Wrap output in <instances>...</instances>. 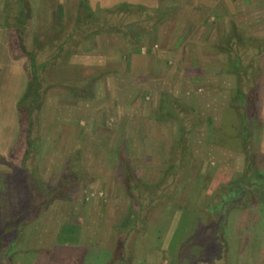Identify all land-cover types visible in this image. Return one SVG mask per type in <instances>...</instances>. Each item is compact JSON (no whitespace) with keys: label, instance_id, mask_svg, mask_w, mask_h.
I'll return each instance as SVG.
<instances>
[{"label":"rangeland","instance_id":"374dc122","mask_svg":"<svg viewBox=\"0 0 264 264\" xmlns=\"http://www.w3.org/2000/svg\"><path fill=\"white\" fill-rule=\"evenodd\" d=\"M5 1L0 0V10ZM21 1L24 3L25 0H8L11 5L10 11L14 15L18 7L22 6ZM32 8L36 10L35 13L41 12L42 16L49 19L42 21L40 25L38 21L31 22L30 27L33 30H36V27L41 30L44 28L52 30L58 25L61 26V22L55 20L54 8L48 9L51 16L42 13L44 10L41 5ZM72 11L78 14L83 12V9L78 10L77 7H73ZM142 16V14L126 15L125 20H127L122 21L120 17H123V14L120 9H116L113 13L106 12L98 15V20L94 21L93 25L89 23L90 26L88 27V24L87 29L99 32L112 28L120 32L125 25L129 24L137 29L140 23L132 24L135 22L132 20L136 17L143 19ZM35 19H39L38 14L35 15ZM70 22L74 23L72 20ZM119 32L112 41L122 39L118 36ZM4 36L5 31L1 29V61L4 55L2 46L6 43ZM9 41L13 58L23 64L26 72L28 80L26 92L29 90L31 80L29 60L16 36H12ZM259 43L261 42H257V46ZM75 58L74 64L49 69L46 79L48 82L67 79L71 81L100 75V82L95 84L94 88L95 98L84 100L65 89H50L48 94L44 95L45 103L39 115L41 125L39 126V147H42V153L37 159L33 158L32 162L39 163L43 184L58 186L60 180L67 175L66 165L70 164L67 161L73 149L72 140L75 139V134L65 133L63 140L59 141L61 132H70V127H76V122L79 123L77 129L82 127L83 133L77 146L79 157L76 174L87 173L90 176L89 192L78 194L74 201L57 200L62 207L61 212L58 210L59 219L57 214L55 215V212L49 211L48 208V212H42L26 230L3 223L8 228L4 227L0 230L4 234L1 237L2 243L15 239L11 249L13 253L10 254L14 264H264V146L261 141V131L264 126V77L262 85L251 87L256 99L249 100L252 102L249 105L245 102L237 104L239 102L237 88L239 84H241L240 89L248 88L250 84L254 86V84L250 79L249 81L235 79V86H231L234 101L230 104L233 109L236 108L233 114L235 118L229 120V116L227 117L224 111H216L221 112V116L227 117L226 121L220 122L216 118L215 123L218 121L221 124L218 127H212L210 135L206 136L207 143H214L215 140L221 142L222 137L235 139L232 144L236 150L228 148L222 151H209L198 149L196 146L190 149L194 156L192 162H196L195 173L185 176L179 192L173 193L176 189L174 181L168 193H161L160 199V194L157 193V201L155 200L152 209L146 208L142 212L148 220L141 218L138 225L133 226L134 231H131L129 228L134 224L133 213L136 211L140 213V209L136 208L134 193H129L128 187L137 184L135 178L140 181L138 183L146 182L155 189L159 186V189L167 187L161 180L167 167H171L167 166V163L175 153V146L178 144L170 142L175 135L172 130L174 124L169 123L163 116L168 110L170 113L180 112L183 115L176 120L184 123L188 118L187 111H184L183 103H179L177 98L167 93L162 95L156 92L162 86V80L154 81L153 84L149 83L150 85L137 84L133 79L131 80L130 76L124 81L120 79L103 81L102 77L105 75L101 72L102 70H97L93 74L78 69L77 67L83 62ZM91 61L93 63V59ZM259 64L260 59L256 57L255 65L258 67ZM140 71L146 72L147 69ZM6 86L5 90L9 91L8 82ZM229 87L225 85L221 86V89ZM5 94L6 92L2 95ZM126 99L128 101H125ZM136 99L138 102L135 101ZM107 101L108 104L113 102L114 110L109 109V112L104 110ZM29 102L30 99L26 104ZM115 103H117L116 106ZM120 103L122 109L123 105L128 106L124 116L126 124L123 123L127 125L129 132L127 135L121 134L125 139L122 142L119 130L116 129ZM136 103H140L138 110L135 108ZM247 108L253 111V116L247 113ZM139 110L141 112L144 110L145 115L148 113L149 119L151 114L155 113L157 119L159 117L162 120L161 122L155 119V122L156 125L161 123L160 127L164 129L157 126L153 130L159 133L157 138L161 141H153L149 136L151 131L148 129L151 126L148 124L147 127L145 126L146 117L136 119L134 111L138 114ZM236 111L240 119H237ZM149 119L147 120L150 124ZM135 125H138L142 133L147 130L148 135H140L141 139L134 136L136 143L134 147V144L127 142L128 139L133 138ZM189 126H181L184 142H182L183 145L179 144V148L182 145L183 148L189 149L192 144L199 143L191 144L189 141L186 131L193 129V126ZM242 127L244 128L242 132L246 133L244 135L246 142L249 141V136L251 141L247 142L245 149L238 151L241 145L236 138ZM147 136L150 137L149 140ZM53 144L56 149L60 147L52 151L50 147ZM117 151L124 156L120 160L121 163ZM23 153L24 151L18 157L13 155L14 160L20 163ZM179 154L181 157H178L182 158L184 152ZM188 169L193 171L192 167ZM8 171H12L11 167L1 162L0 173ZM2 176L3 174L0 175V180L4 179ZM188 176L191 178L190 181H186ZM130 178L135 182L129 185ZM75 179L69 180L71 182L68 183V187L78 185L75 182L78 179ZM3 190L4 187L1 192ZM139 192L144 195V207H146L150 193L142 188ZM7 194H4L5 196L1 194L2 197H0V213L4 217L11 209L10 205L15 202L14 193H11V197ZM178 208L191 210L190 223L182 234L175 230L181 217V211ZM134 209L137 210L134 211ZM57 219L63 223L58 231L54 229ZM73 223L77 228L70 230L67 226H74ZM157 227L163 232L158 242L149 234L151 229L158 231ZM18 231L19 233L24 231L20 241L17 240ZM4 248L5 246H2L0 255ZM3 262V257H0V264Z\"/></svg>","mask_w":264,"mask_h":264},{"label":"crops","instance_id":"0c3cea01","mask_svg":"<svg viewBox=\"0 0 264 264\" xmlns=\"http://www.w3.org/2000/svg\"><path fill=\"white\" fill-rule=\"evenodd\" d=\"M26 1L31 7L41 5L54 8L57 16L55 20L61 22V26L58 25L57 28L65 25L66 21L76 20L77 13L72 11V8L77 7L79 10L80 5H85L86 9L97 16L120 9L123 14V17H120L122 21L127 20H125L126 15L142 14L143 19L137 17L134 20L130 19L135 21L132 24L140 23L137 29L129 24L125 25L120 32L112 28L95 32L87 40L86 48L76 50L67 64H74V58L78 57L75 60L79 59L83 62L77 67L78 69L93 74L97 70H102L101 72L105 75L102 77L103 81L110 79L124 81L130 76L131 80L133 79L137 84L150 85L149 83L153 84L154 81L162 80V86L156 92L162 95L167 93L177 98L179 103H183L184 111H187L190 118L188 120L185 117L187 120L185 119L184 123L177 122L176 118L183 114L166 111L163 118L174 124H172V130L175 135L170 142L175 144L184 142L181 126L190 125L189 127L193 126V129L186 131V135L189 136L191 144L199 143L192 144L189 149L196 146L198 149L209 151H222L228 148L236 150L232 144L235 139L222 137L221 142L215 140L214 143H207L206 136L210 135L212 127H218L221 124V120L226 121L228 116L229 120L235 118L233 115L235 110L230 106L234 101L231 86H235V79H238L235 71L239 70V65L251 71L257 68L264 70V0H84L82 3L81 0ZM35 11L31 14L32 22L38 20L35 19L36 14H41ZM42 13L50 15L48 9ZM45 20L49 19L42 16L41 22ZM97 20L98 18L95 21ZM117 32L122 39L114 42L112 38L117 37ZM4 38L6 42L2 46L4 55L2 61L0 60V157L11 164L22 166L27 156L25 144L18 142L17 104L25 94L28 80L23 64L14 59L10 53L6 31ZM257 39L260 40L257 41ZM257 42H261L259 43L261 45L257 46ZM238 53L241 54V59ZM259 53L260 64L257 67L255 63ZM141 69H147V71L142 72ZM6 82L10 84L9 91L4 88L7 87ZM225 85L230 87L221 89V86ZM112 101L109 104L108 101L107 104L105 103L106 112H109V109H115ZM135 101L138 102L137 99ZM139 104L136 103L135 108H139ZM126 107L128 106L123 105L122 109L121 103L119 104V121L116 129L118 128L120 135H127L129 132L127 125L125 126ZM218 110L224 111L227 117L221 116V112L217 113ZM134 113L137 120L139 117H146L145 126L147 127V124L151 126L148 129L151 131L149 136L153 141H161L157 138L159 133L153 132L161 124L156 125L155 119L157 121L161 119L159 117L157 119L155 113H152L149 119L148 113L143 114L144 110L143 112L139 110V115L137 111ZM216 118L220 122L215 123ZM147 119L150 120V124ZM237 119H240L239 114ZM162 126L164 127V124ZM165 127H167L166 124ZM243 129L242 127L238 131V138H236L241 145L238 151L245 149L247 142L251 141L249 136V141L246 142V136H244L246 133L242 132ZM165 131L168 130L165 129ZM76 133L77 125L70 127V132H67L72 135ZM140 135H148V131L142 133L138 125H135L133 138L128 139L127 143L134 144L135 147V138L141 139ZM149 136H147L148 140ZM261 136L262 140H260L264 146V126ZM73 143L74 140L72 145ZM184 147L187 146L184 145ZM23 151L21 162L14 160L13 155L18 157ZM11 164L7 165L11 167ZM59 204L58 201H54L49 207V211L55 212L58 219V210L59 212L62 210ZM58 219L54 224V229L57 231L63 225Z\"/></svg>","mask_w":264,"mask_h":264},{"label":"trees","instance_id":"16d2710c","mask_svg":"<svg viewBox=\"0 0 264 264\" xmlns=\"http://www.w3.org/2000/svg\"><path fill=\"white\" fill-rule=\"evenodd\" d=\"M83 1L84 0H81V3ZM20 5L22 6L18 7L17 13L14 15V13L10 11L11 5L8 3V0L4 2V5H2L3 7L0 10V29L6 31L8 35V42H10L9 40L12 36H16L18 38L19 44L24 50L29 60V69L31 75V80L29 82V90L25 92L24 96L17 104L19 121L18 142L19 144H25L27 157L25 158L24 164L22 166H16L13 163L11 164L5 158L0 157V162L11 164L12 169V171L10 172L0 173V175L3 174L2 177H4L3 180H0V192L2 187H4L3 192L0 193V197H2L1 194L5 196L6 193H8L7 196L9 195V197H11V193H14L13 196L15 198V202L10 205L11 209L8 210L7 216L4 217L0 213V221H2L0 230H3V228L5 227V223H9L11 227L16 226V228H23L26 230L27 227H31L35 218L41 215L42 212L47 211V209L51 206L54 201H57L59 199L74 201L78 194L86 193L89 190L88 184L90 176H88L87 173L76 174V167L78 162L77 159L79 157V150H77V146L80 140L82 139V127L78 128L77 133L74 135L75 139L73 143V149L70 152V155L68 157L69 160L67 161V163L70 164L66 165L68 169V171L66 172L67 175L60 180L61 182L58 186L51 184L49 185L45 183L43 184V181H41L40 178L41 169L39 163H33L32 159H37L38 156H41L42 153V147H39V126H41L39 121V115L40 110L42 109L43 104L45 103L44 95H47L50 89H65L69 92L74 93L76 97H80L84 100H94L95 84H97V82H99V80L101 79L99 78L100 75L97 77L91 76L87 79L71 81L67 79L64 81L48 82L46 79V74L49 69L56 67L58 68L60 66L66 65L76 50H82L86 48L87 39H89L95 33L87 28L90 26V24H94V21L97 19V15H95L94 13L92 14L89 9L85 8V5H80V8L83 9V12L77 14V18L76 20H74L73 24H71L69 20L66 21L65 25L60 28L52 30H46V28H44V30H41L36 27V31L30 27V24L32 22L31 14L34 11L33 8L29 4V2L27 3L26 0L24 1V3L21 1ZM42 8L43 10L49 9V7L45 6H42ZM38 16L39 19L37 21L40 25L42 15L38 14ZM9 48L11 55H13V50L10 44ZM238 55L241 59V54L238 53ZM259 55L260 53L257 54V57ZM239 61L241 62V60ZM249 71L251 73H249ZM235 74L238 76L239 80L246 79V81H249L250 79V81L254 84V86L250 84L248 88L244 87V89H240L239 87H241V84H239L237 88V92H239V102L237 104L245 102L249 105V103H252L249 100L252 101L254 100V98L256 99L255 92L253 93L251 87L255 88L257 86L262 85L264 70L261 68H257L254 71H251V69L248 70L240 64L239 70H236ZM238 79L237 81H239ZM29 99L30 102L26 104ZM234 105L236 106V103H234ZM233 110H236V108ZM246 110L247 113L251 114V116L254 115L251 109L247 108ZM76 124L79 125V123L77 122ZM61 134L62 135L59 141L63 140L62 137L64 133L61 132ZM120 141H125L123 135H121ZM179 144H182V141ZM179 144L178 146H175L176 151L175 153H173L171 159L168 160L167 166L171 167H167V169L163 173L164 176L161 180L164 185L166 183L167 187L159 189V186L157 189H155L151 185H148L146 182L138 183L140 181L136 178L134 180L137 182V184H133L131 187H128L129 193H134L133 198H135L136 208L138 207L140 209V213H138L137 211L133 213L132 219L134 221V224L130 226L129 230L134 231L133 226H135V224L138 225L139 220L141 218H143L144 220H148V217L143 216L142 212H144V209L146 208L147 210L152 209L153 204L157 199V193L160 194H158L160 199V197L162 196L161 193H168V190L170 186L174 184V181L176 189L173 193L179 192L181 183H183L185 176L187 174L193 175L195 173L194 170L196 168V162H192V157L194 156L192 155L191 150L188 148H183L182 145H180L181 148H179ZM51 146L52 147L50 148H52V151H56L58 149V147L57 149L55 148L54 144ZM182 152H184V154H182L184 158L183 156L182 158H180L181 154L179 153ZM117 153L119 154L120 151H117ZM119 156V162L121 163L120 160L124 156L122 154H119ZM188 167H192L193 171L189 170ZM179 175L180 177L178 178ZM70 177L76 178L75 180L78 179V181H75L76 183H78V185L74 184L73 187L72 185L68 187V183L71 182L69 180H72V178ZM187 178L188 179L186 181L191 180L189 176ZM134 180L130 178L128 180L129 185L132 182H135ZM198 180H200V178H198ZM140 188L145 189L150 193L148 198L149 203H147L146 207H144V195L139 192ZM158 190L160 191L158 192ZM135 210L137 209H134V211ZM178 210L181 211V217L175 230H178L179 233L182 234V231H186L187 226L190 223L191 210L188 208H178ZM128 218L130 220V217ZM67 227L70 230L76 228L75 226ZM5 228L7 229L8 227ZM157 230L158 231L155 232L153 229V232L151 229V232L149 234H151L152 237L158 242L163 232L158 227ZM23 233L24 231L21 233H19L18 231V241H20V238L22 237ZM2 235H4L3 232H0V250L2 246H5V250L0 255V257H3V264H14V261L11 259L10 254L13 253L11 249L12 243H14L15 239L2 243Z\"/></svg>","mask_w":264,"mask_h":264}]
</instances>
